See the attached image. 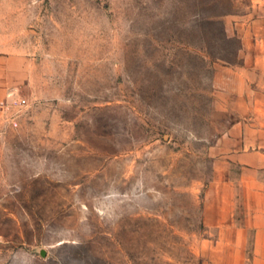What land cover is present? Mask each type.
Instances as JSON below:
<instances>
[{"label": "rangeland", "instance_id": "obj_1", "mask_svg": "<svg viewBox=\"0 0 264 264\" xmlns=\"http://www.w3.org/2000/svg\"><path fill=\"white\" fill-rule=\"evenodd\" d=\"M247 4L0 0V56L31 64L1 114L0 264H205Z\"/></svg>", "mask_w": 264, "mask_h": 264}, {"label": "crops", "instance_id": "obj_2", "mask_svg": "<svg viewBox=\"0 0 264 264\" xmlns=\"http://www.w3.org/2000/svg\"><path fill=\"white\" fill-rule=\"evenodd\" d=\"M242 47L239 120L222 138L224 220L209 225L205 264H264V0H248L235 23ZM31 73L25 57L0 56V109L13 113L25 102ZM237 170L236 176H232Z\"/></svg>", "mask_w": 264, "mask_h": 264}, {"label": "built area", "instance_id": "obj_3", "mask_svg": "<svg viewBox=\"0 0 264 264\" xmlns=\"http://www.w3.org/2000/svg\"><path fill=\"white\" fill-rule=\"evenodd\" d=\"M23 104V103H22ZM1 114H2V111H1V109H0V135H1V133H2V127H1Z\"/></svg>", "mask_w": 264, "mask_h": 264}]
</instances>
